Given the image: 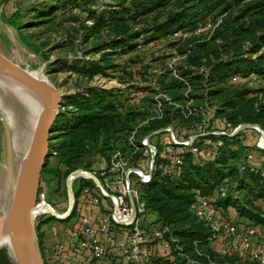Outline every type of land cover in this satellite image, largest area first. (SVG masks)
Returning a JSON list of instances; mask_svg holds the SVG:
<instances>
[{
	"label": "rangeland",
	"instance_id": "rangeland-1",
	"mask_svg": "<svg viewBox=\"0 0 264 264\" xmlns=\"http://www.w3.org/2000/svg\"><path fill=\"white\" fill-rule=\"evenodd\" d=\"M135 1L137 0H0V52L23 68L42 71L45 78L62 94L60 112L72 111V106L69 105L71 97L86 95L87 89L93 87L111 95L117 113L129 117H126V123L130 128H134L144 118L143 114L149 113L152 99L160 93L166 92L173 99L175 104L166 105V108L171 109L167 115L170 118L167 125L175 124L178 128L187 127L196 120L188 112L190 106L185 95L195 97L194 102L198 104L206 100L209 106H215L216 112L226 108L222 106L219 95L213 93L223 87L233 91L242 87L250 89L249 95L255 98L254 106L258 105L260 99L263 101L264 94L258 89L264 87V80L259 76L252 74L245 81L227 85L212 84L211 70L205 57L201 58L199 65L188 62L197 42L210 37L226 12L217 9L209 18L199 20L194 27L173 30L162 23L168 14L176 10L174 2L143 14L139 6L135 7ZM249 47V42L242 45L244 51ZM261 51L264 52V45ZM256 55L258 54H253L252 57ZM224 57L225 54H222V58ZM186 73L194 75L195 79L189 81L192 76H186ZM200 74L201 76H196ZM250 76L256 78L249 79ZM181 78L189 81L190 88ZM8 96L1 94L0 107V112L9 118L7 130L0 119V223L10 203L15 175L28 148L36 120L33 113L27 114L19 102ZM174 105L182 106L184 114L175 112ZM258 126L264 130V127ZM144 128H139L137 138L145 134ZM241 132V138L227 142V152L232 150L243 154L244 149L240 143L250 149L254 147L257 132L252 128ZM51 133V144L58 143L59 131ZM160 136L167 135L162 133ZM153 139L158 140L159 137ZM115 150L125 151L127 155L132 151L124 144L112 151ZM112 151H106L105 154L90 152L77 159L74 164L87 168L85 170L100 169L108 162V155ZM141 152L138 149L132 153L129 164ZM255 155L263 157L264 152L256 151ZM48 164L50 167H57L59 163L56 158H51ZM60 168L59 180L43 179L39 189L45 192L46 201L57 212L62 213L67 209L69 201L67 173L64 174L66 167ZM246 181L249 182L250 179ZM81 182L88 184L85 180ZM80 184L77 186L80 187ZM72 189L74 193L75 185ZM78 195L77 190L73 194L74 210ZM72 216L68 220H58L45 215L38 219L42 221L37 224L51 229L55 233L54 241H57L65 229L77 225V218ZM153 219L145 216L140 224L146 225L148 221L152 223ZM2 237L4 236H0V243ZM208 246L210 249V243ZM0 250H5L11 263L15 264L8 246L0 245Z\"/></svg>",
	"mask_w": 264,
	"mask_h": 264
},
{
	"label": "trees",
	"instance_id": "trees-1",
	"mask_svg": "<svg viewBox=\"0 0 264 264\" xmlns=\"http://www.w3.org/2000/svg\"><path fill=\"white\" fill-rule=\"evenodd\" d=\"M172 2L176 10L167 15L162 25L173 30L194 27L199 20L209 18L217 9L220 12H226L210 37L207 40L198 41L193 48V54L188 57V62L193 65L201 64V58H206L212 74L210 79L212 84L227 85L229 77L234 74L243 77L255 74L264 80V52L261 51L264 45V0H137L135 7L139 6L144 14ZM244 42L250 43L247 51L242 49ZM222 54H225L224 58ZM253 54L258 55L252 57ZM212 56L215 59H212ZM189 73H186V76H192L190 81H193L195 76ZM258 90L264 94V87ZM213 93L219 95L222 106L227 108L216 113L226 117L234 126L240 123H256L264 127V99L263 101L260 99L258 105L254 106L255 98L249 95L250 89L242 87L238 91H233L223 87ZM69 102L72 111L67 113L59 111L55 118L52 131H59L60 141L51 144L53 137L50 133L49 156L41 169L40 183L43 179L59 180L60 167H66L64 172V174L67 173L66 176L73 170L81 168L78 164H74L75 161L90 152L105 154L106 151L118 148L124 143L131 129L126 123L129 117L117 113L114 100L105 91L89 87L86 95L73 96ZM128 110L132 113L131 109ZM169 120L167 115L151 120L149 124L143 126L146 128H144L145 134L165 127ZM240 133L242 132L226 140L221 155L216 159L196 163L189 154H186L184 173L179 178L162 174V164L165 163L166 157H163L160 148L157 147L156 169L150 182L141 186V196L147 206L146 216L153 217L157 223L171 226L184 252L198 260V263L193 264L206 262L195 254L196 248L209 252L213 258L225 264H257L248 260L238 261L234 257L220 259L213 255L208 246L209 242L206 241L209 231L188 210L195 190H199L202 194H209L222 180L227 179L229 182H236L234 188L236 196L229 194L220 199L219 204L222 208L226 212L228 207L234 208L238 214V222L264 227V218L260 216L262 206L257 203L258 200H264V178L248 170L238 171L237 168V163L244 159L250 148L240 143L241 148L244 149L243 154L226 150L227 142L241 138ZM160 134L162 133L155 134L153 138H160ZM52 149L55 151L54 155ZM51 158L57 159L59 163L57 167L49 166L48 160ZM246 179L250 181L247 182ZM83 180L87 181L81 179L78 182L81 186L86 184L81 182ZM78 183L75 184L74 193L81 187L77 186ZM241 192L244 193L241 195ZM74 212L73 209L70 217L74 215ZM35 227L39 247L44 257L40 243V226L36 224ZM195 240H201V242L195 246ZM7 261L6 251L0 250V264H10ZM174 262L175 264H191L179 255H175Z\"/></svg>",
	"mask_w": 264,
	"mask_h": 264
},
{
	"label": "built area",
	"instance_id": "built-area-1",
	"mask_svg": "<svg viewBox=\"0 0 264 264\" xmlns=\"http://www.w3.org/2000/svg\"><path fill=\"white\" fill-rule=\"evenodd\" d=\"M254 78L256 77H249L253 80ZM247 79L234 74L229 77L228 82ZM181 80L190 88V80ZM185 97L190 106L188 112L196 117L192 124L184 128L168 124L137 138L139 128L171 111L166 105L173 104V99L166 92L160 93L152 99L149 113L129 130L123 143L132 149L128 155L125 151L115 150L109 154V160L104 167L92 170L77 168L71 172H81L71 176V189L81 179H86L90 185L85 184L79 188L74 213L77 225L65 229L63 238L60 236L49 252L43 251L45 264H164L167 261L174 264L175 255L184 257L188 263H198L197 259L184 252L170 225L154 220L152 223L148 221L146 225L140 224L147 215L141 186L150 182L156 169L157 147L163 157H166L162 164V174L179 178L184 173L186 154L196 163L218 158L226 140L243 130H239L243 123L234 126L226 117L216 115L215 106H209L206 100L198 104L194 102L195 97ZM173 110L184 114L180 105H174ZM252 129L258 134L257 141L254 148L249 149L244 159L237 163V168L238 171L248 170L264 178V166L254 162L255 152H264V130L259 126ZM154 132L165 133L167 136L154 140ZM138 149L142 150L141 155L129 164V158ZM52 154H55L53 149ZM235 186L236 182L224 179L209 194L195 190L188 210L209 231L206 241L210 243V252L213 255L220 259L234 257L238 261L248 260L264 264V231L257 225L231 220L219 204V200L229 194L236 196ZM36 204L38 207L43 204L51 206L46 201L43 190H38ZM66 210L59 213L54 209L62 216L66 215ZM71 212L62 220L72 218ZM45 215L50 214L37 212L35 225ZM260 216L264 218V207L260 210ZM40 228L41 226L39 232ZM200 242L201 240H195L194 245ZM195 254L206 260L203 264H225L201 249L196 248Z\"/></svg>",
	"mask_w": 264,
	"mask_h": 264
},
{
	"label": "water",
	"instance_id": "water-1",
	"mask_svg": "<svg viewBox=\"0 0 264 264\" xmlns=\"http://www.w3.org/2000/svg\"><path fill=\"white\" fill-rule=\"evenodd\" d=\"M0 77L25 87L37 97L41 104L28 148L15 175L10 204L1 219L0 236H7L15 264H45L35 227L38 208L36 196L41 169L49 156L50 133L59 113L62 94L47 78L38 76L33 70L21 67L2 52H0ZM0 119L7 130L9 118L0 112ZM256 126L258 125L243 123L239 130ZM78 172L80 171H74V174H79ZM74 174L70 173L66 178L69 201L66 215L71 212L74 205L70 186L71 176ZM86 174L92 177L89 173ZM50 216L58 220L65 218L55 211L50 212Z\"/></svg>",
	"mask_w": 264,
	"mask_h": 264
},
{
	"label": "bare ground",
	"instance_id": "bare-ground-1",
	"mask_svg": "<svg viewBox=\"0 0 264 264\" xmlns=\"http://www.w3.org/2000/svg\"><path fill=\"white\" fill-rule=\"evenodd\" d=\"M38 76L45 77L42 71H34ZM13 81H6L3 78L0 77V107H2L1 102V94L5 93L11 97H13L17 102H19L24 110L28 113H33L37 117V112L40 108V102L37 99V97L30 92L25 87L13 82ZM8 96V97H9ZM12 100V99H11ZM80 173V172H78ZM84 173V172H82ZM85 174V173H84ZM54 211L53 207L43 204L40 205L37 208V212L39 213H47L50 214V212ZM1 246H8L10 250V244L7 236L2 237ZM11 252V250H10Z\"/></svg>",
	"mask_w": 264,
	"mask_h": 264
},
{
	"label": "crops",
	"instance_id": "crops-1",
	"mask_svg": "<svg viewBox=\"0 0 264 264\" xmlns=\"http://www.w3.org/2000/svg\"><path fill=\"white\" fill-rule=\"evenodd\" d=\"M9 8H10V5L8 6V9ZM254 162L256 164H258L259 166L263 167L264 166V156L263 157H261L260 155L259 156H256V158L254 159ZM257 203L259 205H261L262 207H264V200H258ZM226 213H227L228 217L231 220H234V221H237L238 222V214L236 213V211L234 210V208L228 207ZM259 228H260V230L264 231V227H261L260 226ZM40 229H41V231H40V243H41V247H42V250L43 251H46V253H47V252L50 251V247L52 246L53 242H55L54 241V236H55L54 234L55 233H53L51 231V229H47V227H45V226L41 227ZM6 254H7V252H6ZM7 258H8V256H7ZM7 262L11 264V260H9V258H8V261ZM169 263L170 262H167V263H164V264H169ZM174 264H175V262H174Z\"/></svg>",
	"mask_w": 264,
	"mask_h": 264
}]
</instances>
